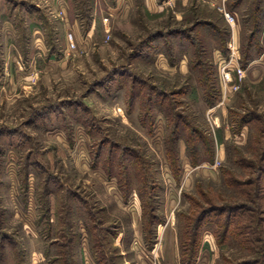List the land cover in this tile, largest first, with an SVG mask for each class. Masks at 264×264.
<instances>
[{
    "label": "rangeland",
    "instance_id": "rangeland-1",
    "mask_svg": "<svg viewBox=\"0 0 264 264\" xmlns=\"http://www.w3.org/2000/svg\"><path fill=\"white\" fill-rule=\"evenodd\" d=\"M232 47L245 74L234 71L239 87L227 92L220 66ZM216 115L233 134L249 125V142L223 139L224 159L207 162L217 172L200 173L202 193L193 188L185 199L172 177L174 157L182 149V159L192 158L193 124L206 131ZM262 132L264 0H0L1 262L7 256L16 264L7 246L21 243L26 264H54L58 243L73 229L80 259L94 264L87 229L93 202L107 219L120 218L140 250L136 204L120 201L118 184L129 178L133 191L147 189L135 165L141 161L154 166L156 206L173 218L188 209L181 234L194 222L192 210L214 208L193 264H264L256 219L248 233L234 223L225 232L231 215L218 209L245 199L219 172L249 175L234 162L237 147L262 169ZM168 246L165 256L178 264L176 242Z\"/></svg>",
    "mask_w": 264,
    "mask_h": 264
},
{
    "label": "crops",
    "instance_id": "crops-1",
    "mask_svg": "<svg viewBox=\"0 0 264 264\" xmlns=\"http://www.w3.org/2000/svg\"><path fill=\"white\" fill-rule=\"evenodd\" d=\"M153 0H150L152 3ZM215 108H211L210 111L213 112ZM216 126L212 124L211 129H206L208 134L214 135L216 149L214 153V159L216 158L218 161L224 159V153L222 146L224 144V140L229 137L236 139V143L238 145L247 144L249 142L250 128L249 125H243L242 128L233 134L230 126L221 127L220 126V118L216 115L214 119ZM221 133V135H218ZM222 136V137H221ZM240 142V143H239ZM214 143V145H215ZM254 144V142H253ZM237 147V146H236ZM241 147V146H240ZM242 148V147H241ZM241 152V149L237 147L236 150V158L234 162L244 168L241 162L238 161V155ZM188 156V155H187ZM182 149L179 152V165H180V173L176 174L171 170L172 177L174 183L180 186V195H182L185 199L189 197L193 191V188L196 190H200L201 184L204 183L203 178H198L200 173L206 175V171L214 170L217 172L218 167H214L212 169L211 165H207V162H213L212 160L202 157L197 163H193L191 158L186 157L182 159ZM152 169L154 166H152ZM171 169V166H169ZM234 169V168H233ZM235 170V169H234ZM221 176L224 178L223 168L221 167ZM154 177L156 176V172H153ZM214 176V173L208 174ZM242 176V175H238ZM157 177V176H156ZM204 177V176H203ZM158 179V178H156ZM225 179V178H224ZM161 193L165 191V185L160 186ZM118 191L120 193V198L124 204L130 203L134 201L136 204V210L139 215L140 226L138 232H136L137 236H139L140 244L143 242V246L140 250L135 248L133 244L131 232L127 230L125 225L122 223L120 218L118 220H109L107 219L105 212V207L102 206L101 214L96 212V206L94 202L92 203V212L90 216L91 224H88V232L90 237V250L93 258L94 264H175L174 258L168 257V253L165 256V249H168V245L176 242L177 244V261L178 264H184L182 262V252H181V243H180V235L181 228L180 222L183 214L188 211V209H181L174 212L173 216L169 217L161 207H157L155 210V216L157 219L152 220L148 223V218L146 216L145 206L142 200L139 191L134 189V191L126 192L122 189V187L118 184ZM238 189V188H237ZM117 192V191H116ZM121 203V202H120ZM190 210V209H189ZM100 211V210H99ZM177 225V227H175ZM206 229L203 228L200 247H203L205 244L204 238L206 237ZM79 237L78 234H73L72 232L69 234V238L67 242H59L60 248H58V254L53 258L54 264H84V260L80 259L78 254V242L76 238ZM213 237V236H212ZM211 239L213 240V238ZM152 242H151V241ZM210 240V239H209ZM7 249L13 251V255L16 259V264H26L25 262V250L21 243L12 247V245L7 246ZM11 252H9V255ZM21 255V257H19ZM87 263V262H86ZM4 264H9V258L4 262Z\"/></svg>",
    "mask_w": 264,
    "mask_h": 264
},
{
    "label": "trees",
    "instance_id": "trees-1",
    "mask_svg": "<svg viewBox=\"0 0 264 264\" xmlns=\"http://www.w3.org/2000/svg\"><path fill=\"white\" fill-rule=\"evenodd\" d=\"M245 118L241 120L243 124H245L244 122H246ZM192 128L194 131V135L192 134V136L188 137L187 139L189 140L188 141L189 145H190V142L192 143V148L190 149V146L188 147V153L192 157L191 159L193 163H197L202 157H206L210 160H214L215 149L212 145L214 143L213 142L207 143L204 139L207 132L202 130V128L197 127L195 124H193ZM173 133H174L173 136L175 137L179 136V132H177V130L174 129ZM261 139L264 141V132H262ZM263 149H264V142H263ZM196 151H197V154H196ZM174 158L177 160V163L173 164L175 168L174 170L176 174L177 173L179 174L181 170L180 165L178 164L179 163V153L176 154ZM238 161L241 162L242 165H244L249 170L250 176L247 175L245 178H243L242 176H238L233 170L228 171L225 167L223 168L225 181L231 187L239 188L240 189L239 191L245 197V199L243 200H240V201L235 200V201L229 202L228 204H221L218 206L219 207L218 209L222 210L220 215H223L224 213H228V212H230V215H231V216L226 217V219L228 220H225L223 230L225 232H228L229 228L234 223L235 225H237V227H239L238 229H241V232H240L241 234L243 233L244 229L247 230L246 232L248 233L250 231L249 229H253L254 227L253 221H252L253 218L256 219V227L264 230V204H263L264 203V192H263L264 165L263 164L261 165L262 169L258 168L260 166L259 162H256L255 160L250 159L247 156L246 157L243 156L241 152L238 155ZM135 165H137V167H139L140 170H143L144 171L143 174H145L144 179L146 183L144 185L147 187V189L143 191L142 190H138V191L142 197L145 210H146V216L148 218V223H149L152 220L157 219L155 216V210L157 209V206H156L157 204H155L152 199H154L153 194L158 192L157 188L159 187H157V183L154 182V175H153V171H151V168H152L151 164L149 163L142 164L141 161H138L135 163ZM259 170H262V171H259ZM148 176L150 180L148 179ZM128 180L129 178H126V182L120 184L123 190H125L126 192L131 191L130 186L128 187V184H129ZM259 189H261L262 192H259ZM200 192H201V188H200ZM144 193L145 194L148 193L149 200L147 201L144 200L145 199ZM259 196L261 197L259 198ZM189 197L190 198L192 197L191 194H189ZM213 210L214 208L201 210L195 215L193 213V210L191 213H189L190 216L195 217L194 222L193 224L189 223L184 228L182 234L180 235L181 252L184 255V258H182V262L184 264H193L194 260L196 259L197 249H199L200 247L202 231H203V228L205 227V223L207 219H209L210 217L208 213ZM16 245L17 243L13 244V246H16ZM2 255L3 254H1L0 256L1 259H2ZM19 257H21V255H19ZM1 259H0V264H4L6 260L5 256H4V259H5L4 261L1 262Z\"/></svg>",
    "mask_w": 264,
    "mask_h": 264
},
{
    "label": "built area",
    "instance_id": "built-area-1",
    "mask_svg": "<svg viewBox=\"0 0 264 264\" xmlns=\"http://www.w3.org/2000/svg\"><path fill=\"white\" fill-rule=\"evenodd\" d=\"M227 19L234 23L236 21V15L231 11H225ZM235 45V43H234ZM236 46V45H235ZM231 58L229 61H223L220 66V74H221V85L224 91H232L238 89L239 85L235 83V74L234 71L242 77L245 74V70L237 66V61L239 59L238 51L236 47L231 48Z\"/></svg>",
    "mask_w": 264,
    "mask_h": 264
}]
</instances>
